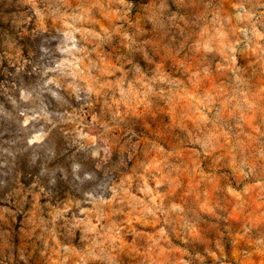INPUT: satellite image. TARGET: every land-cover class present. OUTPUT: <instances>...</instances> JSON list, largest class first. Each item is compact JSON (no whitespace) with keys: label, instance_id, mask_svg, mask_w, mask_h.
<instances>
[{"label":"rangeland","instance_id":"374dc122","mask_svg":"<svg viewBox=\"0 0 264 264\" xmlns=\"http://www.w3.org/2000/svg\"><path fill=\"white\" fill-rule=\"evenodd\" d=\"M63 60L86 101L40 92ZM45 105L54 156L18 122ZM0 106V264H264V0H0Z\"/></svg>","mask_w":264,"mask_h":264},{"label":"clouds","instance_id":"9594fccd","mask_svg":"<svg viewBox=\"0 0 264 264\" xmlns=\"http://www.w3.org/2000/svg\"><path fill=\"white\" fill-rule=\"evenodd\" d=\"M64 35L67 39V42L71 44V47H68L66 45H61L57 50L63 53H70L74 49L79 51V49H76V42L74 40V37L71 35V33L66 32ZM205 50L211 51V49L208 48L207 45H205ZM43 51L47 52L48 50L43 49ZM69 67H71L73 70L66 71L65 69ZM77 67H78V63H73L70 65L69 61L63 60L57 63L54 68H45L44 69L45 76H47L49 72H52V73H60L61 77L71 76L73 77V79L71 82L61 84L60 82H58V78L56 76H53L52 78L46 79L43 82L40 92L41 93L48 92L54 101L62 104H68L69 101L73 99V94H75L74 98L77 102H81L82 100L86 101L87 96L92 93L93 89L91 87L81 88L77 86L75 78L78 75V73L74 70ZM50 85H54L56 90H53L52 87H49ZM62 88L65 90V95L67 97L66 99L64 96H61L60 94L59 90ZM82 92L84 93L83 96L81 95ZM120 92H121L122 101L124 103H132L135 101L136 99L135 93L133 92L131 87L127 91H125L121 87ZM39 98H40L39 93L37 94L36 97H33L32 93L27 90L21 89L20 91V100L23 102H28V101L35 102V100ZM51 103L52 101H49V104ZM12 104L15 106L16 101L13 100ZM41 104H43L42 100H41ZM46 107L47 105H45L44 107H40L39 111H37L35 107H32L30 110L26 108L25 110L20 111V115L24 117V120L18 122L21 124V130L26 133L25 138L27 140V144L29 147L36 145L38 148H44L49 155L54 156L55 153L52 151V149L44 145L46 132L44 130V127L40 125L41 120H44L48 124H51L52 127H56V124L51 119L52 114L45 110ZM0 113H4V109L2 106H0ZM6 115L10 116V114H6ZM118 117H119V113L114 114L113 120H117ZM120 119H122V117H120ZM29 123L32 124L31 128L27 127ZM104 130L105 132L110 131V129L107 126H105ZM81 138L88 139L90 141L91 145L93 146L90 155L94 161H97L95 165L96 169L101 170L103 165L107 161L109 147L107 146L100 147L99 145H97L96 137H88L82 134ZM101 139H103V135H101ZM103 142L105 145L108 144L107 140H104ZM83 147L84 145H81V148ZM3 151L8 153L9 155H12V153L8 149H4ZM102 152L104 153V156H101ZM36 158L37 157L33 156L32 163H35ZM0 167H4V164H0ZM71 173L73 180L78 182L80 186H84L87 182H92L95 185V187L84 192V197L87 201L91 203H110V201L104 200L102 196L97 197L96 195L93 194L94 192H101L103 190H106L107 188V185L103 181L99 180L95 172L83 169L81 163L74 162L71 165ZM66 178L67 177L65 176V179ZM5 186H6V181L4 179H0V188ZM141 190L150 191L147 189H141ZM112 191L113 193H115V189H113ZM229 191H231V189H229ZM81 211L87 213L88 209H81ZM76 223L77 225H89L88 227L85 228V231L86 232L92 231V228L90 227V221L77 220ZM21 259L23 260V257H21Z\"/></svg>","mask_w":264,"mask_h":264}]
</instances>
